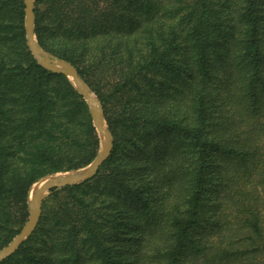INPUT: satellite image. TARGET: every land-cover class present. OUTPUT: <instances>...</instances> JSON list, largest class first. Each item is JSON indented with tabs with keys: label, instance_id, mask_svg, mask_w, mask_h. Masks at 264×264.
Returning <instances> with one entry per match:
<instances>
[{
	"label": "trees",
	"instance_id": "obj_1",
	"mask_svg": "<svg viewBox=\"0 0 264 264\" xmlns=\"http://www.w3.org/2000/svg\"><path fill=\"white\" fill-rule=\"evenodd\" d=\"M34 32L98 99L113 138L53 191L0 264H264V0H34ZM71 81L0 0V250L41 179L100 150Z\"/></svg>",
	"mask_w": 264,
	"mask_h": 264
},
{
	"label": "water",
	"instance_id": "obj_2",
	"mask_svg": "<svg viewBox=\"0 0 264 264\" xmlns=\"http://www.w3.org/2000/svg\"><path fill=\"white\" fill-rule=\"evenodd\" d=\"M24 3L25 29L27 45L30 51L38 64L43 68L67 77L79 94L84 98L89 106L93 123L99 134L101 147L97 157L89 166L80 170L49 175L33 185L28 199V221L19 234L6 247L0 250V263L17 252L19 247L34 233L42 216L43 202L50 196V194L53 191H59L67 186H75L92 179L106 159L109 158L113 148V138L108 129L98 99L79 77L76 69L70 63L49 54L39 45L34 32V0H24ZM33 188H35V190L31 197Z\"/></svg>",
	"mask_w": 264,
	"mask_h": 264
},
{
	"label": "bare ground",
	"instance_id": "obj_3",
	"mask_svg": "<svg viewBox=\"0 0 264 264\" xmlns=\"http://www.w3.org/2000/svg\"><path fill=\"white\" fill-rule=\"evenodd\" d=\"M92 98V97H91ZM36 187V186H35ZM33 193H34V188H33V191H32V193H31V197L33 196Z\"/></svg>",
	"mask_w": 264,
	"mask_h": 264
},
{
	"label": "rangeland",
	"instance_id": "obj_4",
	"mask_svg": "<svg viewBox=\"0 0 264 264\" xmlns=\"http://www.w3.org/2000/svg\"><path fill=\"white\" fill-rule=\"evenodd\" d=\"M34 190H35V188H34Z\"/></svg>",
	"mask_w": 264,
	"mask_h": 264
}]
</instances>
